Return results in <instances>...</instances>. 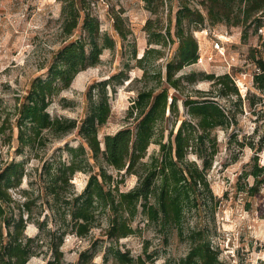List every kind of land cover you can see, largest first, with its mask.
I'll use <instances>...</instances> for the list:
<instances>
[{
	"label": "trees",
	"instance_id": "16d2710c",
	"mask_svg": "<svg viewBox=\"0 0 264 264\" xmlns=\"http://www.w3.org/2000/svg\"><path fill=\"white\" fill-rule=\"evenodd\" d=\"M61 1V45L44 65L47 68L45 75L33 78L25 96L18 98L14 111L5 114L0 111V135L9 143L17 131L18 149L21 150L45 137H61L77 128L81 142L67 145L68 160L53 159L44 165L48 173L46 202L58 224L54 230L50 229L47 214L43 218H33L34 202L29 189L21 187L26 174L24 161L12 159L0 167V264H28L36 253L35 237L25 233L28 221L58 238L53 245V256L46 264H63L61 244L69 227L77 235L85 236L103 216L108 221L106 233L116 239L134 232L131 221L140 207L148 219L160 222L164 227H179L186 205L197 199L199 188H209L207 171L218 150L215 130L231 123L229 111L206 94L196 97L186 94L181 98L185 109L182 114L180 96L172 91L180 90L184 80L192 81L197 75L196 72L178 75V71L197 62L200 56L199 41L192 25L196 27L206 21L245 27L249 21L255 22L257 27L264 24V0H199L202 8L182 1L176 10L174 32L171 8L166 25L148 18L145 29L149 33V45L141 56L136 57L143 69L140 79L146 85L138 90L128 107L129 124L101 137L100 129L112 111L110 88H115V80L122 82L127 73L120 70L89 84L87 109L81 122L75 117L51 114L48 107L53 99L70 87L81 70L97 64L104 48H114L116 44L113 36L101 33L100 20L87 9L86 0ZM167 1L146 0V6L157 13ZM77 28H80V34L72 38ZM114 28L122 39L126 38L129 29L121 13L114 14ZM246 35L244 30L242 37ZM176 41L175 53L167 59L165 72L160 67L149 70L144 61L153 53L162 54V46ZM133 56H137L135 48ZM201 75L212 80L222 94L232 92L242 100L230 71L202 72ZM153 78L156 84L150 85ZM253 81L256 87L264 90L263 60L259 61ZM168 121H172L171 127L167 125ZM154 141L159 143V150L144 159ZM191 153L196 157L190 158ZM95 165L98 170L94 169ZM107 166L137 174V183L128 190H121L117 184L113 185V174ZM263 168L257 161L254 163L251 173L256 182H264V178L259 177ZM77 171L90 173L81 191L70 187ZM12 188H20L23 199L15 198ZM91 255L84 251L80 259L87 261ZM113 256L122 264H147L141 254L134 256L119 247L113 250ZM182 264L225 263L209 241L194 236Z\"/></svg>",
	"mask_w": 264,
	"mask_h": 264
},
{
	"label": "rangeland",
	"instance_id": "374dc122",
	"mask_svg": "<svg viewBox=\"0 0 264 264\" xmlns=\"http://www.w3.org/2000/svg\"><path fill=\"white\" fill-rule=\"evenodd\" d=\"M182 1L202 8L199 0H168L154 13L147 8L146 0H86L87 9L100 20L101 33L113 36L116 44L114 48H104L99 62L81 70L70 87L53 99L48 107L51 114L75 117L81 122L87 109L89 84L124 70L127 77L122 82L115 80V88H110L112 111L100 129V136L129 124L128 107L138 90L146 85L140 79L143 69L136 58L149 45L145 23L152 18L157 19L159 25H166L171 8L174 32L176 10ZM61 7V0H0V111L4 114L14 111L18 98L25 96L34 77L45 75L44 65L61 45ZM117 12L124 17L129 29L124 39L114 28ZM192 28H195L203 59L178 71V75L197 73L194 80H184L180 90L172 89L180 96L181 113L185 114L181 98L186 94L195 97L206 94L227 109L231 118L229 126L215 130L218 150L207 171L209 188H199L197 199L186 205L179 227H164L148 219L141 207L131 221L134 232L119 239L106 233V216L85 236L77 235L69 227L61 244L63 264H122L113 256V250L118 247L134 256L141 254L147 264H182L194 236L209 241L225 264H264V182H256L251 173L256 161L264 167V90L256 87L253 81L259 61H264V24L257 27L255 22L249 21L245 27L206 21ZM79 30L75 29L72 38L80 34ZM244 30L247 35L242 37ZM217 34L226 35L224 53L213 49ZM151 45L161 47L156 43ZM176 47L177 41L169 42L162 46V54H151L144 64L151 71L160 67L165 72L167 59L174 55ZM134 48L137 56H133ZM209 55H213L212 58H208ZM225 71L233 74L242 100L232 92L222 94L212 80L201 77L202 72L220 74ZM149 84L155 85L156 80L151 79ZM167 125L171 127L172 121ZM16 133L9 143L0 135V167L12 159L24 161L26 174L21 187L29 189L34 202L33 218H43L47 214L50 229L54 230L58 224L46 202L48 173L44 165L53 159L70 158L67 145L81 142L78 129L61 137H45L21 150ZM158 150L159 143L152 142L144 159ZM189 157L196 156L191 153ZM197 161L201 163V159ZM107 168L113 174V185L117 184L121 190L132 188L138 181L137 174L111 166ZM94 169L98 170V166ZM89 174V171H77L71 179V189L83 190ZM259 177L264 178V168ZM11 192L15 198L23 199L20 188H12ZM25 233L35 237L33 244L36 246V253L28 264H46L53 256V245L58 238L33 221H28ZM84 251L92 254L87 261L80 259Z\"/></svg>",
	"mask_w": 264,
	"mask_h": 264
},
{
	"label": "built area",
	"instance_id": "2783aa9c",
	"mask_svg": "<svg viewBox=\"0 0 264 264\" xmlns=\"http://www.w3.org/2000/svg\"><path fill=\"white\" fill-rule=\"evenodd\" d=\"M226 35L225 34H221L218 35L217 34V39L213 40V49L224 53V46H223V42L225 40ZM199 49H200V45H199ZM213 55H209L208 58H212ZM203 59L202 54L199 56L198 60L201 61Z\"/></svg>",
	"mask_w": 264,
	"mask_h": 264
}]
</instances>
